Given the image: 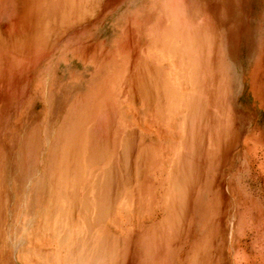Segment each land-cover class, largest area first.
Instances as JSON below:
<instances>
[{
	"label": "rangeland",
	"instance_id": "obj_1",
	"mask_svg": "<svg viewBox=\"0 0 264 264\" xmlns=\"http://www.w3.org/2000/svg\"><path fill=\"white\" fill-rule=\"evenodd\" d=\"M0 264H264V0H0Z\"/></svg>",
	"mask_w": 264,
	"mask_h": 264
}]
</instances>
